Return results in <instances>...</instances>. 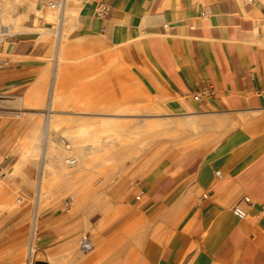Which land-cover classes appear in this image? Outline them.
<instances>
[{"label":"crops","instance_id":"0c3cea01","mask_svg":"<svg viewBox=\"0 0 264 264\" xmlns=\"http://www.w3.org/2000/svg\"><path fill=\"white\" fill-rule=\"evenodd\" d=\"M3 1L10 9L0 8L1 22L16 20L20 30L0 40V91L33 77L45 50L34 30L51 15L47 0ZM66 8L68 36L101 38L123 55L138 50L187 137L171 145L177 149L163 169L139 182L136 201L128 195L106 217L77 203L3 212L0 264H20L29 240L40 264H264V0H68ZM205 88L213 95L192 101ZM13 142L0 132L10 185L13 161L24 153ZM19 172L27 183L36 168ZM235 206L245 219L231 213Z\"/></svg>","mask_w":264,"mask_h":264},{"label":"rangeland","instance_id":"374dc122","mask_svg":"<svg viewBox=\"0 0 264 264\" xmlns=\"http://www.w3.org/2000/svg\"><path fill=\"white\" fill-rule=\"evenodd\" d=\"M4 3L7 8L10 6ZM50 13L44 18L47 24L35 28L43 32L36 31L45 50L34 59L37 66L33 68V77L18 89L0 91V132L13 135V145L24 152L19 161H13V184L0 180V215L19 213L18 210L26 207L36 208L40 214L57 205L65 207L77 203L82 212L106 217L112 212L113 203H122L128 195L136 201L139 182L163 169L177 149L171 145L187 137L186 129L177 122L168 94L159 88V82L138 50L132 49L123 55L122 47L111 46L101 38L68 36L72 20L66 8L63 17L67 20L63 18L60 27L64 36L58 55L55 36L59 32L58 13L53 10ZM0 26L11 28L9 33L15 32L9 22H1V19ZM149 105L150 114L136 111ZM80 132L85 138L102 144V150L87 153L81 162L83 170L79 172L75 171L79 165L76 161L75 167L66 163L60 174L57 171L42 175L46 149L54 151V154L49 152L51 155H55L59 146L71 149L73 144L82 141L72 138ZM112 138L119 145L114 139L111 141ZM83 142L89 144L88 140ZM67 158L74 159V156L70 154ZM27 164L33 165L36 173L32 180L24 183L16 176ZM83 236L86 235L82 234L81 238ZM29 243L30 240L20 264H26ZM42 260L41 253L35 252L30 264H40Z\"/></svg>","mask_w":264,"mask_h":264},{"label":"bare ground","instance_id":"6f19581e","mask_svg":"<svg viewBox=\"0 0 264 264\" xmlns=\"http://www.w3.org/2000/svg\"><path fill=\"white\" fill-rule=\"evenodd\" d=\"M4 2V1H3ZM14 2H15V0H14ZM13 2V3H14ZM18 2V1H17ZM15 5V4H14ZM6 5H5V3H3V4H0V8H3V9H5L6 7H5ZM7 6H9V5H7ZM10 7V6H9ZM8 7V8H9ZM7 8V9H8ZM12 8V7H11ZM13 8H15V7H13ZM13 8H12V10H13ZM5 10V11H7L8 12V10ZM6 12V13H7ZM13 13H14V11H12ZM9 13H10V11H9ZM8 13V14H9ZM75 13V12H74ZM69 14V13H68ZM67 15V14H66ZM71 15V14H70ZM70 15H68V16H70ZM16 16V15H15ZM64 16V15H63ZM72 16V15H71ZM65 17V16H64ZM63 17V18H64ZM67 18V17H66ZM66 18H64V20L66 19ZM63 20V19H62ZM67 20V19H66ZM3 27V26H2ZM1 27V28H2ZM8 27V26H7ZM13 31H16L17 30V28L19 27L18 26V21H16V20H14L13 21ZM8 29V28H7ZM11 29V28H10ZM19 30H20V28H18V32H19ZM21 30H22V28H21ZM36 31H39L40 33H41V31L40 30H36ZM35 30H34V32H36ZM2 33V30H0V34ZM38 33V32H37ZM43 33V32H42ZM41 33V34H42ZM57 33V32H56ZM55 36H56V39H57V41H58V47H57V54H58V52H60L61 50V48H60V42H61V40H62V37L64 36V34H62V32H61V30L59 29V32L57 33V34H55ZM59 55V54H58ZM57 55V56H58ZM59 57V56H58ZM59 59H60V57H59ZM57 60V59H56ZM61 61V60H60ZM57 62V61H56ZM58 64H59V62H58ZM57 67H58V65H57ZM56 67V68H57ZM47 69V68H46ZM59 70V69H58ZM45 72V71H44ZM41 73V72H40ZM56 74H57V72H56ZM56 74H54L55 76H56ZM48 75V74H47ZM54 76V77H55ZM44 77V76H43ZM53 77V78H54ZM57 81V80H56ZM56 83V82H55ZM41 88H42V86H40ZM55 87V86H54ZM57 87V86H56ZM39 88V87H38ZM37 88V89H38ZM40 89V88H39ZM43 90V89H42ZM33 91V90H32ZM41 92V91H40ZM30 93H31V90H30ZM29 93V94H30ZM37 93H38V91H37ZM28 94V95H29ZM28 95H27V98H29L30 97V95H29V97H28ZM35 95V94H34ZM31 96H33V95H31ZM34 98H36L35 96H34ZM48 100H50V99H48ZM54 100H53V98H51V102H53ZM51 102H50V104H51ZM133 103V102H132ZM131 103V104H132ZM12 104V103H11ZM48 104V103H47ZM56 104V103H55ZM150 106L151 105H149V106H147L146 107V109H144V110H140V109H138V110H136V111H138V112H141V113H143V114H150V113H152V111L150 110ZM50 110L52 109L51 108V105H50ZM91 108V107H90ZM89 109V108H88ZM95 109V108H94ZM96 110V109H95ZM88 111V110H87ZM135 111V112H136ZM51 112H52V110H51ZM90 112H91V110H90ZM130 112V111H129ZM65 113V112H64ZM158 113V112H157ZM41 114V113H40ZM64 115V114H63ZM90 115V114H89ZM95 115V114H94ZM91 116V115H90ZM104 116V115H103ZM143 116V115H142ZM189 116V115H188ZM98 117V116H97ZM186 117V116H185ZM87 119H89V118H87ZM152 119V118H151ZM79 120V119H78ZM94 120V119H93ZM193 120V119H192ZM191 120V121H192ZM50 121V120H49ZM189 121H190V119H189ZM210 121V120H209ZM75 122V121H74ZM183 122V121H182ZM52 123V122H51ZM88 123H90V122H88ZM190 123V122H189ZM192 123V122H191ZM191 123H190V125H191ZM170 124V123H169ZM149 125V124H148ZM150 126V125H149ZM150 128V127H149ZM94 130H96V129H94ZM100 130V129H99ZM157 133V132H156ZM161 133V132H160ZM151 134V133H150ZM155 134V133H154ZM157 135H159V134H157ZM111 136H108L107 138H110ZM129 137V136H128ZM127 137V138H128ZM158 137V136H157ZM73 139H78V140H82V141H80V142H77V143H75V144H73V146H72V148L70 149H68L67 147H69L70 146V143L68 144L69 146H66V148L67 149H62L61 148V146H59V148H58V150H55V148H54V150H55V155H51V154H54V151H49V149L47 150L46 149V153H45V157H43V159H42V175H45L46 173L48 174L49 172H59V174H60V171H62V170H65V164L67 163V165H68V161L69 160H72V161H74L75 162V166L77 165L76 164V161H78L79 162V165H77L78 167L77 168H75V171H77V172H79L82 168H83V165L81 164V162H82V159H83V157L87 154V153H90L91 154V152H94V151H97V150H102V148H101V146H102V144H100L97 140H94L93 138L92 139H88V138H85L84 137V135H83V133H79V134H77V135H75L74 137H72ZM120 138V137H119ZM118 138V139H119ZM129 138H132V136L131 137H129ZM66 139V138H65ZM113 139L114 138H112V140L111 141H113ZM117 139V138H116ZM117 139V140H118ZM135 139V138H134ZM83 140H88V142H89V144H86L85 142H83ZM122 140V139H121ZM129 140V139H128ZM132 140V139H131ZM66 141V140H65ZM70 141V140H69ZM109 140H107V142H108ZM114 141H115V139H114ZM54 142V141H53ZM116 142V141H115ZM120 142V141H119ZM108 143H110L111 144V142L109 141ZM107 143V147H108V144ZM116 144H117V142H116ZM124 144V143H123ZM44 145V144H43ZM52 145V144H51ZM50 145V146H51ZM115 145V144H114ZM117 145H119V144H117ZM49 146V145H48ZM49 146V147H50ZM53 146V145H52ZM55 146V145H54ZM63 147V146H62ZM65 147V146H64ZM118 147V146H117ZM109 148V147H108ZM112 148V147H111ZM115 148H116V145H115ZM117 149V148H116ZM115 149V150H116ZM51 150V149H50ZM103 150H105V149H103ZM120 150V149H119ZM112 151V150H111ZM49 152H51V154L49 153ZM53 152V153H52ZM100 152H102V151H100ZM73 155L74 156V159H68L67 157H68V155ZM89 154V155H90ZM94 154V153H93ZM44 155V154H43ZM87 156H88V154H87ZM91 156V155H90ZM107 156V155H106ZM47 157H49V160H47L48 158ZM106 159V158H105ZM136 161V160H135ZM74 166V167H75ZM87 169H89V168H87ZM83 170V169H82ZM109 171V170H108ZM15 172V171H14ZM83 172V171H82ZM110 172H111V169H110ZM109 172V173H110ZM71 173V172H70ZM109 173H107V174H109ZM112 173V172H111ZM49 175V174H48ZM47 175V176H48ZM41 177V176H40ZM59 177V176H58ZM46 178V177H45ZM65 178V177H64ZM90 178V177H89ZM44 179V178H43ZM56 181V180H55ZM41 182V181H40ZM53 182V181H52ZM56 183H58L57 181H56ZM42 184V183H41ZM63 185V184H62ZM65 186V185H64ZM84 186V185H83ZM90 186V185H89ZM41 187V186H40ZM66 187V186H65ZM41 188H39L38 190H40ZM39 192H41V191H39ZM35 194V193H34ZM37 198V197H36ZM40 198H41V195H40ZM35 219V218H34ZM34 227V226H33ZM32 237V236H31Z\"/></svg>","mask_w":264,"mask_h":264},{"label":"built area","instance_id":"2783aa9c","mask_svg":"<svg viewBox=\"0 0 264 264\" xmlns=\"http://www.w3.org/2000/svg\"><path fill=\"white\" fill-rule=\"evenodd\" d=\"M92 0H84V2H90ZM247 3H251L252 0H246ZM68 4V0H47V7L50 10L53 11H57L58 13V21H57V31L59 30V25L61 23L62 20V14L63 11L65 10V8L67 7ZM95 11L97 14H101V15H105L106 14V8L104 5L96 3L95 6ZM2 33H1V37L2 39H8L11 38L13 36L12 33H9V31L6 28H1ZM5 66L4 62H0V69L3 68ZM213 95V90L212 89H208L205 88L203 90V92H196L190 95V98L192 99V101L194 102H200L203 98L204 95ZM68 165L69 167H74L75 166V162L72 160L68 161ZM4 174L2 173L1 167H0V180L3 179ZM216 176L219 177V172H216ZM205 197V196H204ZM243 201L245 203H248L249 200L247 198H244ZM231 213L238 219V220H243L246 218V212L240 208L239 206H235L231 209ZM80 247L83 251L88 252L91 249V245L89 243V240L86 236H83L80 240ZM36 250H35V245L33 243L32 240H30V243L28 244V248H27V255H26V264H30L31 263V259L33 257V255L35 254Z\"/></svg>","mask_w":264,"mask_h":264}]
</instances>
